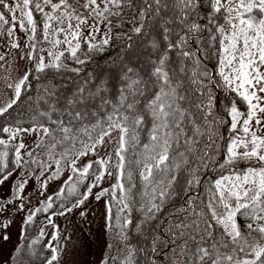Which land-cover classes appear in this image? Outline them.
Returning <instances> with one entry per match:
<instances>
[{
    "label": "snow or ice",
    "instance_id": "snow-or-ice-1",
    "mask_svg": "<svg viewBox=\"0 0 264 264\" xmlns=\"http://www.w3.org/2000/svg\"><path fill=\"white\" fill-rule=\"evenodd\" d=\"M0 39L29 64L0 104V264H72L53 217L90 200L97 264H264V0H0Z\"/></svg>",
    "mask_w": 264,
    "mask_h": 264
},
{
    "label": "rangeland",
    "instance_id": "rangeland-1",
    "mask_svg": "<svg viewBox=\"0 0 264 264\" xmlns=\"http://www.w3.org/2000/svg\"><path fill=\"white\" fill-rule=\"evenodd\" d=\"M18 34L23 36V33ZM5 39H0V45H3L0 46V54H7L6 62H0V104L6 101L12 92V90L8 89L6 85L15 82L20 75L29 68L28 62L20 59V54L27 51V49L22 47L19 50V53L15 49L9 51ZM33 140L34 137L32 136L25 138V142L29 145L33 143ZM66 177L67 175H63L59 179L50 182L46 195H51L57 192ZM104 186L107 187L108 184L106 183ZM27 194L31 199L30 206L32 208L39 206L38 201L43 198L38 196V193L33 189L31 183L27 188ZM86 211L88 215L85 218L80 217L78 214L79 210L73 212L67 217H53V220L59 226L61 233L66 232L71 236V241L68 242L70 255L67 259L70 260L72 264H97L99 256L104 251L105 235L101 228L103 223L101 215L103 209L101 204L94 200H90L86 205ZM18 230L19 218L18 222L12 226L11 242L5 246V259L8 255L7 250H10L18 243ZM61 242L63 243L64 241Z\"/></svg>",
    "mask_w": 264,
    "mask_h": 264
},
{
    "label": "trees",
    "instance_id": "trees-1",
    "mask_svg": "<svg viewBox=\"0 0 264 264\" xmlns=\"http://www.w3.org/2000/svg\"><path fill=\"white\" fill-rule=\"evenodd\" d=\"M100 60V63H103V59L102 58H98ZM90 68L92 67V65L89 66ZM32 83L33 85H37V81L35 80V78L33 77L32 78ZM29 93H24L23 96H22V102L19 104V106L16 108V110L13 112V116L16 115V112H20L21 110L25 109L28 101L27 100H24L23 97L27 96ZM217 96L220 97V100L221 102L223 101V95L222 93L220 92V90H217ZM31 95L34 97L37 95L35 89L33 88L31 90ZM221 112H222V103H221V108H220ZM63 175H68V173H64ZM62 175V176H63ZM205 183H207V181H205ZM62 186V184H61ZM65 188H67L66 185H64ZM83 189L81 188L80 191H82ZM59 191V190H58ZM57 191V192H58ZM56 193V192H55ZM51 194L54 196V194ZM71 199V197H70ZM183 197L182 196H178V197H175L170 203H168L166 206H165V209L162 213H159L158 214V219H159V223H158V229L160 231V234L162 236V238H166V235H165V232H164V229H166L169 225V222L171 221L172 219V214L175 213L182 205H183ZM59 203V200H57V204ZM51 211V210H50ZM46 215L47 214H44V213H39L37 214V217H36V224L33 228H29L28 230V238L29 240L30 239H33L36 237V235L38 234V228L42 225V224H45L46 223ZM153 223H156V221H154ZM47 231L51 232V227L49 226V228L47 229ZM45 240L49 239L48 237H45L44 238ZM106 239V237H105ZM109 240H111V237H108ZM18 242L23 245L25 243V240L22 236L19 235V238H18ZM38 248H42L43 247V242L41 243V245L37 246ZM46 254V253H45ZM36 264H39V261L37 260L36 261Z\"/></svg>",
    "mask_w": 264,
    "mask_h": 264
}]
</instances>
